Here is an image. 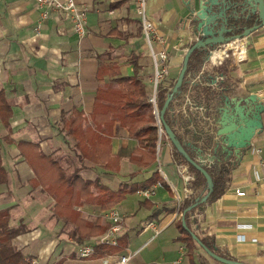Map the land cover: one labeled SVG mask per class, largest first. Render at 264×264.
Listing matches in <instances>:
<instances>
[{"label": "crops", "instance_id": "0c3cea01", "mask_svg": "<svg viewBox=\"0 0 264 264\" xmlns=\"http://www.w3.org/2000/svg\"><path fill=\"white\" fill-rule=\"evenodd\" d=\"M77 2L88 9L86 31L81 37L64 12L48 10L42 17L44 8L33 0H0V163L6 171L0 183V210L9 212V225L21 228L12 242L28 257L27 264H112L99 258L100 245L98 253L90 257L76 256L73 223L55 213L54 198L37 181L45 175L41 173L38 151L57 160L67 171L73 163H79L75 140L60 128L63 117H68L74 107L90 121L97 86L114 77L101 70V65L114 63L122 75H132L136 61L149 92L152 87L151 57L140 26L137 0ZM225 3L229 6V0ZM198 7L199 0H145L146 19L165 39L163 44L154 41L153 45L168 51L169 81L176 79L186 49L201 36L194 32L192 21ZM221 80L228 86L225 92L229 95L258 92L264 105V24L248 34L245 56L239 61L228 55L220 65H212L200 61L198 55L192 57L183 90L172 98L168 112L176 132L184 139L206 131L204 121L208 119L204 114L210 115L207 108L212 107L214 99L208 94L209 87L215 88ZM209 126L211 130L212 124ZM110 143L112 154L119 148L137 145L117 121L112 126ZM133 155L140 156V151ZM238 157L226 190L195 207L190 227L204 229L203 234L213 236L218 248L233 259L264 264V193L256 180L259 161L264 157V108L261 128ZM143 161L144 157L137 163L122 156L119 169L113 171L84 159L78 174L112 190L121 183L127 187L146 185L126 192L112 206L122 215V229L117 235L121 247L116 252L137 251L127 264H171L178 258L180 264H191L187 246L175 237L183 211L179 205L193 194L189 186L193 178H182L181 163L175 160L166 139L159 142L158 153L155 149L152 164L144 166ZM154 170L158 173H152ZM91 188L95 194L96 188ZM144 188H153L154 193L145 195ZM185 188L191 193L186 194ZM235 189L243 190L244 195H236ZM34 191L38 193L35 196ZM25 196L29 200L24 201ZM74 207L84 219L100 216L106 222L102 216L106 209L97 203L82 199ZM144 221L151 227L144 229ZM105 250L112 249L109 246ZM29 259L35 261L30 263ZM193 261L225 264L199 245L193 249Z\"/></svg>", "mask_w": 264, "mask_h": 264}, {"label": "trees", "instance_id": "16d2710c", "mask_svg": "<svg viewBox=\"0 0 264 264\" xmlns=\"http://www.w3.org/2000/svg\"><path fill=\"white\" fill-rule=\"evenodd\" d=\"M192 21L194 26L195 21ZM257 22H259L258 14L254 13L249 18L242 19L239 26L235 28L234 33H240L245 27H250ZM211 48L212 47L209 46L197 47L191 52L178 91L183 90V84L186 82V74L190 68L192 57L198 55L200 61L205 62L207 61L206 58ZM100 68L112 74L114 77L109 82L97 86L92 110L89 114L90 121H88L89 119L86 118L82 110H78L74 107L68 117H63V123L60 128V132H63V134L75 140L74 148L80 165L70 172L73 174H67L69 172L51 156L44 155L40 151H38L37 156L41 158V162H39L43 169L41 173L45 174L43 178H39L37 181L41 183L45 187L47 193L54 198L55 213L64 220L73 223L74 228L71 234L76 243H81L90 236L102 233L109 225L107 221L102 222L100 216H95L91 220L82 218L80 216V210L74 207L78 206L82 199L84 201L97 203L102 209H107L119 202L126 192L146 186L130 185L127 187L125 183L123 185L121 183L116 190H112L100 184L96 179H85L78 174L80 168L83 166V160L87 159L94 164L101 165L106 170L116 171L119 169V159L122 156H127L137 161V163L144 157L145 161H143V165L148 166L154 161V153L158 139V126L152 111V104L149 101L150 93L147 90L146 84L140 78V66L137 62L133 61L132 75H122L119 67L114 63L108 66L101 65ZM207 76L211 77V74L207 73ZM174 82L175 80H172L168 81L166 85H158L156 91V106L158 111L170 92L167 85L172 87ZM224 82V80H221L216 84L215 88L209 87L208 94L213 98L217 97L224 91V88H228L227 85H224ZM176 94L177 93L174 95ZM171 102L172 99L165 110L164 119L172 127L189 156L198 159L209 147H211L210 157L207 161L203 162L202 165L209 172L213 180V187L206 202L212 201L226 190L231 181V169L238 163L239 157L228 155L220 145H216L210 140V136L206 137L203 141H198L197 136L190 140L184 139L176 132L173 121L168 115ZM209 114L212 117L211 111L208 115ZM115 121L126 128L128 135L136 139L137 145L131 148H119L116 153L112 154L110 142L112 126ZM83 122H85L84 126H82ZM167 140L171 144L168 138ZM34 148L36 150V146H34ZM137 151H140V156L133 155L134 152ZM172 151L175 160L178 163L185 164L187 170L193 175V180L189 184L193 189V194L180 203L179 208L182 211L193 204L196 198L201 197L206 192V179L173 145ZM5 173V169L0 163V183L5 180ZM152 173L158 172L154 170ZM55 174L57 176L56 178H54ZM92 186L96 188L97 192L95 194L91 188ZM202 203L204 202H199L184 212V220L187 228L182 225L181 221H178L177 227L179 229V234L175 239L184 242L187 246L186 254L191 264H197L193 261V249L198 245L192 237L191 232L195 233L213 252L233 259L229 254L222 252L218 248L213 236L203 234L204 229L200 231L196 228L198 224L195 227L198 231L190 227V218L194 213V209ZM8 221L9 212L7 210H0V264H27L28 257L25 258L20 249L12 242V239L21 232V228L9 225ZM106 247L109 246H100L99 253L101 252L100 254H102L106 251H110L105 250ZM120 247V243L110 246V248L115 251H119ZM112 250L110 252H113ZM96 253H98V250Z\"/></svg>", "mask_w": 264, "mask_h": 264}, {"label": "water", "instance_id": "95a60500", "mask_svg": "<svg viewBox=\"0 0 264 264\" xmlns=\"http://www.w3.org/2000/svg\"><path fill=\"white\" fill-rule=\"evenodd\" d=\"M225 1L226 0H199V7L197 10H194L192 19L195 21L193 27L194 32H197L201 36L186 49L176 80L158 114V119L162 124L164 133L171 144L191 165L198 169L206 179V192L201 197L196 198V201L181 213V222L186 228L184 212L199 202H205L213 187L212 177L202 165V163L205 162L203 159L207 152H209L210 155L211 147H209L198 159L189 156L172 127L165 121V110L174 94L180 92L178 90L187 68L189 56L195 48L205 46L213 48L215 45L227 42L235 37L248 35L253 29L264 24V0H229V6L226 5ZM230 6L232 8L226 13V9ZM254 13L258 14L259 22L250 27H245L240 33H234L235 28L239 26L241 20L249 18ZM227 32H230V34H227ZM221 55H226V51L224 50ZM226 89L227 88H224V91L213 99V103L211 104L212 107H210V109L209 107L207 108L211 111L212 117L204 114L206 116L205 119H208L204 121V125L207 126V128L206 131L198 135L197 140L203 141L206 137L210 136V140L216 145H220L228 155L238 157L249 147L251 138L261 128V112L264 105L260 102L261 93L250 91L246 94L231 96L225 92ZM208 122L212 124L211 130H209L211 126H209L210 124ZM209 155L208 159L210 157ZM191 235L196 243L210 257L225 264H246L243 261L227 258L213 252L195 233L191 232Z\"/></svg>", "mask_w": 264, "mask_h": 264}, {"label": "built area", "instance_id": "2783aa9c", "mask_svg": "<svg viewBox=\"0 0 264 264\" xmlns=\"http://www.w3.org/2000/svg\"><path fill=\"white\" fill-rule=\"evenodd\" d=\"M38 5L42 6L44 9L41 12V16L44 17L48 10H58L64 12L65 15L70 19L72 23V28L80 37L84 35L86 31V15L87 7L83 4H79L77 0H33ZM138 13L140 17V24L143 36L147 40L149 54L151 57L152 63V87L150 90L149 101L152 104V111L154 113L156 123L158 126V139L156 146V153H158V144L162 139L163 128L158 119L159 111L156 106V91L159 84L166 85L164 79L167 77L169 72V54L165 47L155 49L153 42L157 41L164 43V36L160 33H157L153 25L146 19L145 12V0H137ZM153 38V41L151 39ZM248 42V35H242L240 37H235L227 42H223L215 45L210 49L209 54L206 60L212 65H220L224 58L228 55L234 57L235 60L239 61L245 56L246 45ZM226 51V55H221L223 51ZM168 89L171 90V87L167 85ZM183 110V107H182ZM258 150V149H255ZM209 152H207L203 161L208 160ZM260 171L256 175V180L259 183L263 193H264V157L259 161ZM158 171L161 172V168H158ZM179 173L182 178L186 181L193 178V175L190 174L187 170V166L181 164L179 166ZM187 191L186 194L191 193L190 188H185ZM143 193L145 195H151L154 193L153 188H144ZM236 195H244V191L240 189H235ZM105 221L109 223L107 228L95 236L91 241H84L78 243L74 247V252L79 258H86L94 255L97 252V247L100 246H113L117 245V235L122 229V215L114 207L107 208L103 214ZM144 229L150 228V223L144 221L142 223ZM137 251H131L127 253H114L106 251L100 254L99 258L103 263L110 262L112 264H127L129 263L131 257L136 254ZM34 259H29V262L33 263ZM181 259H175L171 264H180Z\"/></svg>", "mask_w": 264, "mask_h": 264}, {"label": "rangeland", "instance_id": "374dc122", "mask_svg": "<svg viewBox=\"0 0 264 264\" xmlns=\"http://www.w3.org/2000/svg\"><path fill=\"white\" fill-rule=\"evenodd\" d=\"M144 40H145V43H146V46H147V48H148V43H147V40L145 39V37H144ZM151 41H153V38L151 39ZM148 51H149V48H148ZM150 55V54H149ZM176 80V79H175ZM169 80H167L166 78L164 79V83L165 84H167V82H168ZM151 83H152V81H151ZM175 96V95H174ZM173 96V97H174ZM162 139H166L167 140V137H166V135H165V133H164V130H163V133H162ZM181 164H183V163H181ZM79 165V163H73L72 164V166H73V168H72V166L69 168V170L67 171V172H71L75 167H77ZM62 166V165H61ZM72 169V170H71ZM191 174V173H190ZM34 193V196H35V194L37 195L38 193L37 192H33ZM17 200V202H19V198L18 199H16ZM23 200L24 201H26V200H29V199H27L26 198V196L23 198ZM32 200H35V198L34 199H32ZM134 250H136V249H134ZM134 250H132V251H134ZM114 253H116V251H113ZM32 263V262H31Z\"/></svg>", "mask_w": 264, "mask_h": 264}]
</instances>
